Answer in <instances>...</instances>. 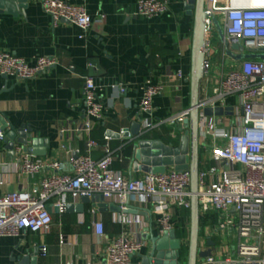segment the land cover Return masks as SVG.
Here are the masks:
<instances>
[{
  "label": "crops",
  "instance_id": "0c3cea01",
  "mask_svg": "<svg viewBox=\"0 0 264 264\" xmlns=\"http://www.w3.org/2000/svg\"><path fill=\"white\" fill-rule=\"evenodd\" d=\"M63 1L86 7L93 19L88 31L84 32L67 21L54 24L43 11L41 0H28V6L18 7L17 14L0 12V51L24 58L31 65L40 56L54 58L57 62L50 70L33 79L0 77V114L15 132L28 130L32 138L41 140L35 147L36 154L28 152L34 158L59 161L63 164L61 172L71 173L70 156L64 147L85 151L88 136L79 130L87 119L83 77L91 74L95 76L98 96L105 105V112L102 120H91L89 136L100 143H109L115 155L114 170L141 178L146 173L132 167L133 148L124 133L129 132L135 122L141 124L142 133L159 134L164 141L171 139L179 142L185 132L184 123H166L144 132L138 104L142 96L141 86L150 83L162 86L161 93L154 100L153 116L156 121L164 122L190 109L194 12L186 9L187 0H169L168 12L153 18L133 14L137 0ZM211 38L210 34V41ZM217 46L219 49H211V57L216 55L217 60L214 64L210 62V68L202 79L200 98L211 96L223 73L241 65V62L231 61L226 56L221 42ZM233 52L238 53L237 50ZM119 85L126 88L124 94L119 93ZM226 103L228 107L236 106L238 97L229 96ZM225 116L226 127L229 128L231 119L227 118L229 115ZM18 145L16 142L15 148ZM102 156L100 149L92 152L94 159ZM19 157L18 152L13 155L7 149L6 142L0 144V195L19 189L36 190L41 178L49 173L21 174ZM67 199L68 204L80 202L72 195H68ZM133 208L145 212L127 213L142 216L146 223L144 229H127L129 237L147 242L142 252L132 260V264H142V256L149 253L150 247V238L145 239V230L150 228L156 232L153 226L156 216L151 210H142L141 205L135 204ZM93 209L95 215L91 213ZM52 213L53 226L47 235L23 231L18 237L1 238L0 264H13L14 258L33 254L37 250L38 264H106L108 245L124 229L115 221L122 216L121 211L102 212L93 203H86L82 214L67 211L59 214L54 210ZM203 216L210 219L201 227L200 235L211 228L214 235L210 239L221 245L226 235L221 231L215 234L218 214L210 211ZM211 217L216 220L215 223ZM97 220L104 224L102 236L97 235L94 228ZM173 220L175 230L178 234L184 233V240L189 242L190 212L176 210ZM61 235L66 237L63 245L60 244ZM42 244L48 248L46 256H41ZM231 244L227 245L230 250L234 246Z\"/></svg>",
  "mask_w": 264,
  "mask_h": 264
},
{
  "label": "built area",
  "instance_id": "2783aa9c",
  "mask_svg": "<svg viewBox=\"0 0 264 264\" xmlns=\"http://www.w3.org/2000/svg\"><path fill=\"white\" fill-rule=\"evenodd\" d=\"M169 0H137L135 16L159 17L169 10ZM43 11L54 24L67 21L82 31H88L93 19L85 6L63 0H41ZM206 47L205 74L210 68L211 41L209 35L214 19L223 29L225 38L239 44L243 53H264V0H205ZM102 15L99 19L102 20ZM56 60L40 56L31 65L28 60L12 53L0 51V77L28 80L47 72ZM89 67H93L89 64ZM204 74V75H205ZM83 100L86 121L81 132L87 136L85 151L64 147L70 156L72 172L63 173V164L50 158H34L22 146L15 148L20 154V173L45 174L36 190L19 189L0 195V239L18 237L23 231L47 235L53 226V213L66 212L68 195L79 201L83 197L101 194L106 202L119 206L122 216L115 221L123 232L108 245L106 264H132L133 257L146 247V241L129 237V228L144 229L145 220L140 215H128L136 204L142 210L155 214L153 226L158 234L175 230L173 212L191 210V174L189 170L169 169L164 173L145 174L141 178L126 176L112 168L115 155L108 142L100 143L91 138V120H102L105 105L98 96L95 76L83 77ZM119 93L126 88L117 86ZM139 113L142 128L149 131L163 124H183L190 110L183 111L162 121L154 119V100L162 86L150 83L140 88ZM236 95L238 104L233 106L229 128L225 115L207 116L205 108L228 107L226 99ZM230 107V106H229ZM200 168L197 196L200 214L214 211L218 214L215 234L224 232L235 239L233 249L228 244L215 245L211 256L201 258L198 264H264V60L245 59L239 68L223 73L219 85L211 96L200 98ZM175 137L174 133H171ZM6 132L0 124V144H4ZM218 142V143H217ZM100 149L103 156L92 157ZM95 209L91 213L95 215ZM97 235L104 234L101 220L94 222ZM211 228L200 235V248L207 249L212 238ZM188 239V238H187ZM186 246L188 240L181 239ZM66 237L60 236V244ZM48 248L40 246L41 256ZM186 258V257H185Z\"/></svg>",
  "mask_w": 264,
  "mask_h": 264
},
{
  "label": "water",
  "instance_id": "95a60500",
  "mask_svg": "<svg viewBox=\"0 0 264 264\" xmlns=\"http://www.w3.org/2000/svg\"><path fill=\"white\" fill-rule=\"evenodd\" d=\"M28 0H0V12L17 14V8H26ZM205 0H187L186 9L194 12V35L192 46V69L190 73L191 81V106L189 116L184 120L185 132L180 136L177 145L173 143H165L160 139L143 138L145 133L141 132V124L135 122L130 131L125 132L124 136L131 140L133 154L131 158L132 167L136 170L147 174L164 173L169 169L177 171L189 170L191 174L190 190L191 210H190V233L189 242L187 244L188 251L186 258L182 257V242L178 237L176 230L158 234L150 228L145 230V239L150 238L149 253L142 256V264H198V260L211 256L215 248L216 242L212 239L207 241V249L200 248L201 234V214L200 203L197 196L198 192V175L200 168V94L201 82L205 74L204 56L206 47L205 32ZM214 25L219 33L221 44L224 46L226 56L231 61L241 62L245 59H261L264 60V53H243L239 44L228 41L222 27L216 19ZM237 50L238 53L233 52ZM7 77V76H5ZM232 107H216L205 108L204 114L207 116L231 115ZM0 124L2 129L6 131L7 149L13 155H16L15 143L22 146L25 152L36 154V145L41 142L38 138H32L31 131L19 130L15 132L13 126H9L5 117L0 114ZM8 130V131H7ZM113 135L114 133L108 132ZM17 134L19 135L16 138ZM132 137V138H131ZM86 203H93L100 211L111 210L113 212L121 211L120 207L111 202H106L101 194L93 197H83L80 202L74 204L69 203L66 206L68 213H84ZM131 213L145 214L138 209H131ZM39 251L33 254L21 255L12 260L13 264H38Z\"/></svg>",
  "mask_w": 264,
  "mask_h": 264
},
{
  "label": "trees",
  "instance_id": "16d2710c",
  "mask_svg": "<svg viewBox=\"0 0 264 264\" xmlns=\"http://www.w3.org/2000/svg\"><path fill=\"white\" fill-rule=\"evenodd\" d=\"M143 138H148V139H160V140H162V137L159 135V134H156V133H145L144 135H143ZM162 141H164V140H162ZM164 142H167V143H173L174 145H177L178 144V142L176 141V140H171V139H168V140H166V141H164ZM190 212V211H189ZM191 216V215H190ZM208 219H210V217L208 216H201V227L203 226V225H205L206 224V221L208 220ZM211 219H212V221H213V223H215V219L214 218H212L211 217ZM176 233H177V235H178V237L179 238H184V236H182L184 233H180V234H178V232L176 231ZM187 251H188V247H187V245L186 246H183L182 247V251H181V253H182V257H186L187 256Z\"/></svg>",
  "mask_w": 264,
  "mask_h": 264
},
{
  "label": "rangeland",
  "instance_id": "374dc122",
  "mask_svg": "<svg viewBox=\"0 0 264 264\" xmlns=\"http://www.w3.org/2000/svg\"><path fill=\"white\" fill-rule=\"evenodd\" d=\"M211 35H212V38H211V41H212V44H211V46H212V48H213V50L215 49H219V48H217L218 46V44H219V42H220V38H219V33H218V31L215 29V30H213V32L212 33H210ZM218 51V50H217ZM211 62H212V64H214L215 63V61L217 60V56L216 55H214V57H211ZM231 240V243H233V245L235 244V239H231V238H229V237H226V239L223 241V244H231L229 241ZM219 241H220V239H219ZM232 245V244H231Z\"/></svg>",
  "mask_w": 264,
  "mask_h": 264
},
{
  "label": "bare ground",
  "instance_id": "6f19581e",
  "mask_svg": "<svg viewBox=\"0 0 264 264\" xmlns=\"http://www.w3.org/2000/svg\"><path fill=\"white\" fill-rule=\"evenodd\" d=\"M256 2H258L259 0H255Z\"/></svg>",
  "mask_w": 264,
  "mask_h": 264
}]
</instances>
